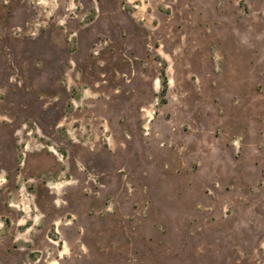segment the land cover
<instances>
[{
	"label": "rangeland",
	"instance_id": "obj_1",
	"mask_svg": "<svg viewBox=\"0 0 264 264\" xmlns=\"http://www.w3.org/2000/svg\"><path fill=\"white\" fill-rule=\"evenodd\" d=\"M0 264H264V0H0Z\"/></svg>",
	"mask_w": 264,
	"mask_h": 264
},
{
	"label": "bare ground",
	"instance_id": "obj_2",
	"mask_svg": "<svg viewBox=\"0 0 264 264\" xmlns=\"http://www.w3.org/2000/svg\"><path fill=\"white\" fill-rule=\"evenodd\" d=\"M55 152V151H54Z\"/></svg>",
	"mask_w": 264,
	"mask_h": 264
},
{
	"label": "trees",
	"instance_id": "obj_3",
	"mask_svg": "<svg viewBox=\"0 0 264 264\" xmlns=\"http://www.w3.org/2000/svg\"><path fill=\"white\" fill-rule=\"evenodd\" d=\"M166 82V81H165Z\"/></svg>",
	"mask_w": 264,
	"mask_h": 264
}]
</instances>
